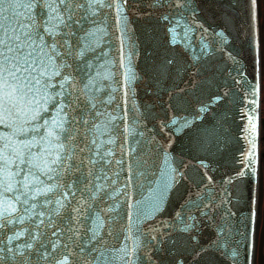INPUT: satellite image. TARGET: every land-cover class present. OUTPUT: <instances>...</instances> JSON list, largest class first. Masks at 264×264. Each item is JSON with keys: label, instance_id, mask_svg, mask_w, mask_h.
<instances>
[{"label": "snow or ice", "instance_id": "6c2138e0", "mask_svg": "<svg viewBox=\"0 0 264 264\" xmlns=\"http://www.w3.org/2000/svg\"><path fill=\"white\" fill-rule=\"evenodd\" d=\"M262 22L260 0H0V264H264Z\"/></svg>", "mask_w": 264, "mask_h": 264}, {"label": "flooded vegetation", "instance_id": "af4514ba", "mask_svg": "<svg viewBox=\"0 0 264 264\" xmlns=\"http://www.w3.org/2000/svg\"><path fill=\"white\" fill-rule=\"evenodd\" d=\"M261 48V134H260V152H261V184L264 185V26L263 22L260 31ZM253 264H259V248L257 247L256 258Z\"/></svg>", "mask_w": 264, "mask_h": 264}, {"label": "water", "instance_id": "95a60500", "mask_svg": "<svg viewBox=\"0 0 264 264\" xmlns=\"http://www.w3.org/2000/svg\"><path fill=\"white\" fill-rule=\"evenodd\" d=\"M247 110L248 109L245 107V108L242 109V112H247ZM259 120H260V103H259ZM236 122L240 126L241 129L244 128V127H247V122L245 120L241 119L240 116H237L236 117ZM259 131H260V127H259ZM241 146H244L245 149H246V144L243 142V140L241 141V144L240 145H237V147H241ZM242 207L243 206L241 204H238L237 205V208L238 209L239 208H242ZM242 214L243 215H246L247 213H246V211H244Z\"/></svg>", "mask_w": 264, "mask_h": 264}, {"label": "rangeland", "instance_id": "374dc122", "mask_svg": "<svg viewBox=\"0 0 264 264\" xmlns=\"http://www.w3.org/2000/svg\"><path fill=\"white\" fill-rule=\"evenodd\" d=\"M261 4L264 5V0H260ZM263 26H264V22H263Z\"/></svg>", "mask_w": 264, "mask_h": 264}]
</instances>
